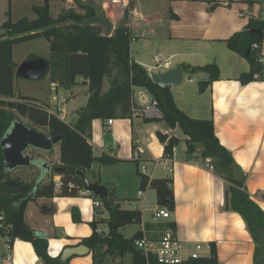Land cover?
I'll return each mask as SVG.
<instances>
[{"label":"crops","instance_id":"1","mask_svg":"<svg viewBox=\"0 0 264 264\" xmlns=\"http://www.w3.org/2000/svg\"><path fill=\"white\" fill-rule=\"evenodd\" d=\"M99 1L64 0V3L70 6L81 2L98 7L112 25V30L124 21L131 34L130 55L144 68H148L156 55L160 54L165 57L174 54L172 68L182 69V64L202 66L209 63L218 67V79L212 81L202 92L199 91V86H195L192 95L189 94L191 102L188 100L180 103L172 94L178 107L189 116L213 119L216 136L239 166L238 175L242 179L244 191L264 211V69L263 78L256 77L246 84L240 83L238 76L248 71L250 64L246 58L228 49L225 44V40L234 32L245 28L250 17L264 20V4L261 0H130V13L112 4L110 0H101L102 5ZM260 54L264 64V39L260 44ZM34 58L46 59L39 55H33L32 59ZM166 71L165 69L163 72ZM184 79L191 85L198 78L195 74L190 77L183 71L180 82ZM75 86L77 85L64 89L50 82L49 92L55 91L52 97L55 96L57 101H50L48 96L45 102L61 119L68 116L63 105L74 99L76 93L72 88ZM83 86L87 88L86 85ZM108 87V80L104 79L102 90L106 91ZM61 90H64L63 94H59ZM141 91L145 90L136 88L133 96L137 98ZM83 93L86 103L88 90ZM159 116L158 110L155 116H146L141 106H138L129 118H112L110 125L106 120L94 119L91 124L90 144L93 145V138L102 149L101 154H108L119 164L128 165L127 172H132L128 178L138 189L133 196L130 195L132 193L127 195L132 196L128 199L135 200L132 209L140 210L138 203L144 207L147 197L153 198L156 203L150 210L149 218L145 219L140 210L142 222L132 231V235L141 230L142 235L156 240L168 224H173L172 227L175 228L186 253L192 251L196 244H201L199 255L209 256L210 242H214L220 264H253L255 244L241 216L230 209L229 192L228 208L226 207L225 191L228 190L229 182L207 166L208 161L202 158L201 150L187 154L185 143L180 140L183 148L177 150L175 147L172 172H168L163 163L159 162L166 155L156 132L159 130L179 138L184 137L178 126L171 129L161 119L160 123H145L141 120L142 117L145 121H151L159 119ZM76 117L77 115L73 122ZM37 130L47 133L42 128ZM106 133L112 136V142L104 141L107 144L104 146L101 137ZM58 157H55L57 161H53L52 156L47 155V159L52 161L50 164H58ZM140 162L145 163L142 169L144 172L139 169ZM138 169L150 178H172L175 205L173 210L158 203L154 189L149 186L140 189ZM86 178L90 181L100 180L107 190L109 187L113 188L114 194L117 190L100 177ZM53 180L59 182L60 176L53 175ZM54 191L57 193L59 187H55ZM83 192V196H78L79 193L76 196L55 195L52 198L43 197L38 198L39 201H31L36 204V208L24 220L33 231L43 233L42 237L48 240L50 256L60 257L63 248L81 244V239L92 233L89 223L96 220L94 212H99L101 206L94 208L92 201L95 195H85ZM115 196V204L121 207L117 202L120 197L116 194ZM127 196L124 195L125 198ZM158 208L168 210L169 218H154L152 212ZM74 212L80 218L77 221L73 219ZM81 219L84 223L90 220L89 227L79 222ZM101 220L96 221L102 222ZM0 243L1 262L4 253L2 238ZM102 250L103 248L100 249L101 252ZM12 259L13 264L42 263L32 244L20 239H15L12 243ZM104 262L131 264V256L125 255L120 259L115 252L109 253L104 256ZM68 264H94L92 251L86 255L70 257Z\"/></svg>","mask_w":264,"mask_h":264},{"label":"trees","instance_id":"2","mask_svg":"<svg viewBox=\"0 0 264 264\" xmlns=\"http://www.w3.org/2000/svg\"><path fill=\"white\" fill-rule=\"evenodd\" d=\"M41 1V4L32 5L35 18L22 17L13 21L8 10V18L1 24L0 139L13 119L21 120L20 117H23L31 128H45L49 136L59 137V163L52 166L45 164L41 158L32 159L30 166L38 167L39 172L37 176L26 180L18 175H11L4 169L3 150L0 146V235L10 243L15 239L30 242L42 264H68L69 259L61 261L59 256L51 257L48 240L34 235L33 229L24 220L26 205L39 197L78 195V190L83 189L79 172L85 175L95 159L100 164L115 160L105 153L93 155L89 142L92 121L131 117L133 93L136 88H140L156 101L159 119L171 129L178 126L184 135L179 138L158 130L156 136L163 145L164 155H171L172 148L180 140L184 141L187 154L201 150L202 158L213 166L216 174L229 182L230 209L241 216L255 244L253 264H264V211L244 191L242 179L238 175L239 166L216 136L213 119L189 116L176 104L170 87L154 83L147 70L132 59L131 34L127 24L118 25L108 33L99 23L83 22L85 18H94L102 12L92 4L76 2L75 6H69L55 2L59 9L56 15H52L51 0ZM40 37L45 38L49 46V57L45 59V75L49 81L64 89L78 84L87 86V101L78 108L75 122L61 119L50 110L45 101L24 95L16 96L14 93L17 65L13 60L12 47L18 42ZM263 39L264 20L250 17L243 30L234 32L225 40L228 49L246 58L250 64L249 70L238 76L242 84L253 81L256 77L263 78L264 64L259 61ZM254 44L258 47H254ZM181 67L190 77L198 71L208 74L207 78L198 80L201 92L219 77L218 67L214 63L202 66L182 64ZM104 79L109 83L106 91L102 90ZM49 167L51 176L45 180ZM137 171L140 189L147 186L154 189L158 203L173 210L172 178H150L139 169ZM53 175L60 176L57 193L54 191ZM116 200L111 187L108 188V196L100 200L109 216L106 220L107 233L98 232L96 225L99 221L92 220L89 223L92 233L80 241L92 251L94 264H104V256L114 252L120 259L130 255L131 264H160L152 257L147 262L144 253L134 246V241L142 236L141 230L130 237H124L119 231L126 225H140L142 214L138 209L117 206ZM73 219H80L75 212ZM180 264H220L216 244L210 242L209 256L189 258Z\"/></svg>","mask_w":264,"mask_h":264},{"label":"rangeland","instance_id":"3","mask_svg":"<svg viewBox=\"0 0 264 264\" xmlns=\"http://www.w3.org/2000/svg\"><path fill=\"white\" fill-rule=\"evenodd\" d=\"M54 3H60V5L64 4V0H52ZM53 2H51L52 7L50 9V12L52 15H56L58 12L59 6L55 5ZM41 0H0V33L2 32L1 29V24L2 22L8 18V10L9 12V17L13 20L16 21L22 17H26L28 19H33L35 18V13L32 10V5L33 4H41ZM103 1H99V4L102 5ZM261 3L264 4V0H261ZM75 6V5H74ZM264 9V5L262 7ZM132 21V20H131ZM124 23V21H123ZM33 55H39V57H49V46L48 42L45 38L40 37L36 39H30L27 41H21L13 45L12 47V56L14 62L17 64V66L22 63L24 60H29L32 59ZM162 55V54H160ZM164 56V55H163ZM154 64V62H151L150 65ZM175 64V61H174ZM149 74H160L163 71H165L164 68H155V69H150V68H145ZM107 80V79H105ZM184 79L182 82L173 85L171 87L172 93L174 94L175 98L177 101L182 103V101H188L191 102L192 98L191 96L189 97V94L192 95V92L194 90V87L198 86V79L193 81V83L190 85L189 83H186ZM49 85L50 81L48 79V76L45 75L43 77L39 78H27L24 76H15L14 77V93L16 96L18 95H24V96H29L37 99L38 101H46L45 99L49 96V100L52 101V95L55 94L54 90H51L49 92ZM73 91L76 93L74 96V99H71L68 103L63 105V108L67 111V117H65L66 122H73L74 117L77 115V110L79 107L85 104L84 102V93L83 91L87 92V88H85L82 84H79L75 87L72 88ZM64 90H61V93L63 94ZM181 97V98H180ZM48 100V99H47ZM198 116H194V118H197ZM203 118L202 116H199ZM21 119V118H20ZM63 119V120H64ZM141 120L145 123H160V119H152L151 121H145L144 119ZM22 122H27L25 118L21 119ZM26 124V123H25ZM45 129V128H42ZM92 129V127H91ZM46 130V129H45ZM92 134V130H91ZM92 137V136H91ZM90 137V139H91ZM94 137V135H93ZM102 144L107 146V144L104 142L103 136L101 137ZM92 152L94 156H99L101 155L102 149L98 147V144L96 141L92 138ZM177 150H181L183 148V143L179 142L178 145L176 146ZM32 159H42L43 162L47 165H56V164H50L52 161L50 159H47L48 157L52 156L53 161H57L56 158L59 156V141H56L53 146L52 150L50 153H43L41 151H36V150H28L27 151ZM56 155V156H55ZM56 157V158H55ZM59 159V157H58ZM128 165H123L119 164L116 160H114L112 163H107V164H102L100 165L97 159L94 160L92 163V168L86 171L85 176L92 178L93 175L96 177H100V179L104 181H108L111 183V185L115 186V194L120 197L119 202L121 204V207L124 209H132V205L134 204L135 200L128 199L129 197L133 196V193H137V188L134 183L130 182L129 176L130 172H127V167ZM143 166H145V163L140 162L139 163V169L143 171ZM129 167H131L129 165ZM132 168V167H131ZM39 172V168L36 166H29V167H20L16 168L14 170L9 171L11 175H18L23 179H32L33 177L37 176ZM144 172V171H143ZM132 173V172H131ZM49 171L46 173V176L44 177L45 180H48L51 175H49ZM83 192V189H79L78 196H81ZM132 195V196H127V195ZM124 195L127 196V198L124 197ZM83 196V195H82ZM43 198V197H39ZM44 198H52V197H44ZM81 198V197H80ZM83 198V197H82ZM85 199V198H83ZM39 201V199H37ZM153 198L151 199L150 197L146 198V203L144 207L138 203L139 209L142 211L144 218H149L150 217V210L155 207L156 203L153 202ZM36 208V204L34 202H28L26 205L25 211H24V219L29 216L31 213ZM28 210H31L30 212ZM90 214H92L90 210ZM94 217L96 220H101L103 219L102 222L97 223V231L100 233H107L108 227L106 220L108 219V212L105 209L104 205L101 203V208L99 212H94ZM84 220L81 219L79 222H83ZM29 223L30 220H28ZM90 220H87L84 225L89 227ZM143 227V225H141ZM138 225L130 224L126 225L122 228H120V232L128 237L132 235V231L135 228H138ZM89 236V235H88ZM1 244V243H0ZM103 248V247H101ZM100 248V249H101ZM1 264V262H0Z\"/></svg>","mask_w":264,"mask_h":264},{"label":"water","instance_id":"4","mask_svg":"<svg viewBox=\"0 0 264 264\" xmlns=\"http://www.w3.org/2000/svg\"><path fill=\"white\" fill-rule=\"evenodd\" d=\"M83 22L99 23L108 33L112 32V25L99 13L94 18H85ZM47 70V62L43 58H34L24 60L15 70V75L24 76L27 78L42 77ZM198 80L207 78L208 74L203 71L195 73ZM152 81L159 86H173L178 84L183 78V70L180 67H175L160 74H150ZM104 141L112 142V136L109 133L104 134ZM59 141V137H52L48 134L40 132L26 125L18 119H13L7 131L0 139V146L3 150V166L9 172L20 167H29L32 163V158L27 152L28 150H36L41 152H49L52 144ZM45 165V164H43ZM83 181V188L100 199H105L108 196V190L105 184L100 183V180L90 181L86 176L79 172ZM225 203L228 208V190L225 191ZM34 235L41 237L43 233L34 231ZM90 252V248L84 244L67 246L62 249L60 260L65 261L74 255H86Z\"/></svg>","mask_w":264,"mask_h":264},{"label":"built area","instance_id":"5","mask_svg":"<svg viewBox=\"0 0 264 264\" xmlns=\"http://www.w3.org/2000/svg\"><path fill=\"white\" fill-rule=\"evenodd\" d=\"M110 2L123 9H126L128 13H130L131 11L130 0H110ZM253 46L258 47L257 44H254ZM173 57L174 54H170L167 57L163 55H156L154 59V64L148 66V68L150 69L164 68L166 70H169L173 67V63H172ZM259 61L263 62L261 58L259 59ZM137 95H138L137 98L133 96L132 111L133 112L136 111L138 106H141L144 115L151 117L155 116L157 114L156 101L146 91H141ZM52 99L53 101H57V98L55 96H53ZM50 110L54 112L51 108ZM106 121L107 124L110 125L113 119L108 118ZM175 152H176L175 147H173L171 151V155H166L162 160H159V162L163 163L164 168L168 172H172L173 170L172 159L176 154ZM207 166L213 169V166L211 164L207 163ZM55 187L60 188V181L55 182ZM83 194L89 195L91 194V192L85 190ZM92 203L94 208L96 209L100 208L101 206V201L99 198H94ZM152 215L154 218L166 219L169 218L170 213L168 210L164 208H158L152 212ZM0 238L3 239V244H4V253L1 256V263L13 264L12 243H10L9 240H7L6 237L2 235H0ZM134 246L144 253L147 262L149 258L152 257L160 264H180L184 260H187L189 258H197L200 256L199 250L201 248V244H196L192 251L186 253L185 248L180 238L178 237L175 228H173L172 226H167L163 230L160 237L156 240H151L148 237L142 235L140 238H137L134 241ZM51 257H56V256L54 255Z\"/></svg>","mask_w":264,"mask_h":264}]
</instances>
